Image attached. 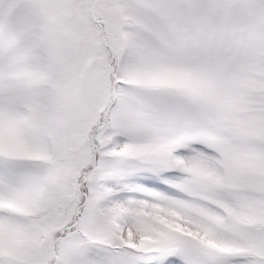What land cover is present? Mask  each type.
<instances>
[{
	"label": "snow or ice",
	"instance_id": "1",
	"mask_svg": "<svg viewBox=\"0 0 264 264\" xmlns=\"http://www.w3.org/2000/svg\"><path fill=\"white\" fill-rule=\"evenodd\" d=\"M0 264H264V0H0Z\"/></svg>",
	"mask_w": 264,
	"mask_h": 264
}]
</instances>
